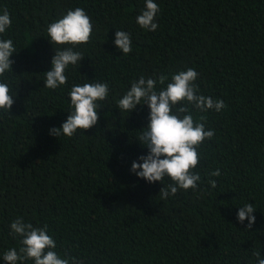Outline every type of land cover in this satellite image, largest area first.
Instances as JSON below:
<instances>
[{
	"label": "trees",
	"instance_id": "obj_1",
	"mask_svg": "<svg viewBox=\"0 0 264 264\" xmlns=\"http://www.w3.org/2000/svg\"><path fill=\"white\" fill-rule=\"evenodd\" d=\"M154 2L158 27L148 31L136 23L146 0H0L12 21L0 39L16 49L12 71L0 76L15 101L10 113L0 110V264L21 247L10 229L18 217L46 224L55 251L83 264H257L254 251L264 258V0ZM77 7L91 18V40L74 49L84 59L66 70L67 84L48 89L57 46L47 26ZM117 30L130 34L127 55L114 45ZM189 68L197 94L226 107L189 106L214 132L198 149L199 190L163 199L170 179L150 184L130 171L148 154L138 138L150 109L116 105L141 76H167L160 90ZM97 82L109 85L97 125L71 138L50 135L69 115L72 86ZM217 169L219 177L209 175ZM247 203L256 210L250 229L236 215Z\"/></svg>",
	"mask_w": 264,
	"mask_h": 264
},
{
	"label": "clouds",
	"instance_id": "obj_2",
	"mask_svg": "<svg viewBox=\"0 0 264 264\" xmlns=\"http://www.w3.org/2000/svg\"><path fill=\"white\" fill-rule=\"evenodd\" d=\"M159 7L154 0H146L145 8L136 17V23L145 30L155 31V22ZM10 14L5 9L0 14V34L11 26ZM93 24L90 16L83 8L70 9L65 15L47 26L49 42L57 46L51 59V68L45 72L44 87L55 90L67 84L66 70L69 66L80 65L84 59L80 51H74L80 45L90 42ZM114 45L127 55L132 51L130 34L117 30ZM63 46V47H61ZM16 52L12 39H0V76L11 70L14 61L10 59ZM198 73L189 68L171 76V82L166 87L157 90V85H165L168 77L160 75L157 78L145 79L141 76L131 83L130 88L117 102L120 111L132 112L137 105H147L150 109L148 124L141 132L138 142L148 149L147 155H141L133 161L130 171L148 183L162 182L165 177L172 183L162 187L159 194L163 199L174 196L179 190L198 191V181L201 177L194 172L200 161L198 149L214 136L212 130H206L204 117L200 122L194 120L189 106L201 112L215 110L220 112L226 107L223 100L198 95V85L194 82ZM7 83L0 82V110L10 113L13 107L14 95L10 94ZM109 96V85L101 82L75 84L69 92L70 110L67 119L59 128H51L50 135H61L71 138L77 130H89L99 121V102L106 101ZM175 107V112L173 108ZM139 161H142L139 162ZM219 177L220 170L209 173ZM211 188L217 187L216 180L209 179ZM255 208L247 203L239 208L237 220L243 224L247 219V229L255 223ZM11 234L19 236L21 247L12 248L3 254L5 264H18L27 260L34 264H83V261L65 254L62 258L55 251L57 245L54 238L48 234V226L34 227L23 218H17L10 224ZM257 264H264L260 251H254Z\"/></svg>",
	"mask_w": 264,
	"mask_h": 264
}]
</instances>
